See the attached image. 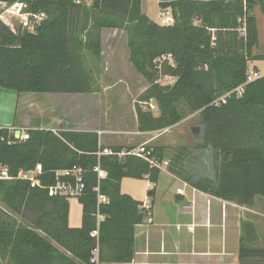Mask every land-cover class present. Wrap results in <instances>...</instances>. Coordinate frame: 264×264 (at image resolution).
I'll list each match as a JSON object with an SVG mask.
<instances>
[{"label":"trees","instance_id":"trees-1","mask_svg":"<svg viewBox=\"0 0 264 264\" xmlns=\"http://www.w3.org/2000/svg\"><path fill=\"white\" fill-rule=\"evenodd\" d=\"M0 2H23L27 11L46 15L33 33L0 22V88L17 95L90 94L101 74V32L121 30L129 63L148 85L134 107L138 131H163L198 113L202 132L195 150L212 151L214 181L192 180L184 164L192 153L187 148L174 150L172 173L240 206L251 208L257 197H264V76L247 82L248 64L264 59L252 53L258 35L249 12L256 5L264 9V0H158L161 9L172 11L173 24L164 26L142 13L141 0ZM167 56L171 60L159 61ZM160 76L176 80L161 85ZM240 86L241 95L212 105ZM26 133L29 138L22 141L0 128V167L12 178H0V264H91L95 248L99 264L131 263L135 227L146 214L139 202L121 193L120 183L128 177L155 185L159 170L136 157H98L102 147L95 132ZM151 148L160 161L164 150ZM37 166L39 185L16 179ZM74 166L83 169L85 185L78 198L82 223L77 229L68 227V200L47 192L56 183V172ZM97 166L106 174L102 179L94 171ZM256 244L253 225L241 223L238 264H264V244Z\"/></svg>","mask_w":264,"mask_h":264},{"label":"crops","instance_id":"crops-1","mask_svg":"<svg viewBox=\"0 0 264 264\" xmlns=\"http://www.w3.org/2000/svg\"><path fill=\"white\" fill-rule=\"evenodd\" d=\"M142 1V13L156 24L164 26V22L170 18V13L161 15L160 21L154 20L143 10ZM147 87L148 85L139 92L137 98ZM34 95L36 94L17 95L12 90L0 88V128L8 129L15 139H17V130L20 131V135L27 130L52 132L73 130L95 132L102 151L112 152L114 147L122 148L120 151L134 150L142 144L164 150L159 162H168V165L159 169L158 181L155 185L147 179L138 180L128 177L123 178L120 183L121 193L139 202L140 208L147 201L151 206L150 216H145L143 223L135 227L134 257L129 264H238L241 223L244 222L253 225L256 243L260 241L264 244V238L259 237V233L264 235V214H259L254 207L240 206L203 193L169 169L174 150L181 146L170 133L181 129L185 120L159 132H139L136 114L131 130L124 128L125 123L122 120L117 121L115 127L106 124L103 129L101 123H97L92 129L81 128L80 126L86 125L87 121L78 122V127H69L62 121L55 123L54 120L49 122L42 118L44 116L41 115V109L30 100ZM34 109L37 110L36 117L30 113ZM21 114L25 115L21 116ZM157 115L154 113V116ZM191 129L193 128H190V134ZM192 136L194 148L191 149L192 153L184 163L186 172L192 176V180L200 178L214 181L212 151L210 149L196 151L195 146L198 144L199 136ZM3 170L0 167V173ZM100 171L102 176L99 178L102 179L106 174ZM173 187L175 193L172 196ZM151 189L154 190L152 197L148 195ZM177 190H181V194L177 193ZM72 201L71 203L68 200V227L77 229L82 223V206L78 199ZM99 201L107 200L100 197ZM253 215L261 216L262 219ZM98 220H102V217H98ZM188 225L193 227L191 231L187 229ZM177 226L180 228L177 229Z\"/></svg>","mask_w":264,"mask_h":264},{"label":"rangeland","instance_id":"rangeland-1","mask_svg":"<svg viewBox=\"0 0 264 264\" xmlns=\"http://www.w3.org/2000/svg\"><path fill=\"white\" fill-rule=\"evenodd\" d=\"M84 4L90 5L91 1ZM142 7L150 18L157 21L161 20L160 16L165 11L170 13L169 15L172 17L171 9H161L157 0H143ZM249 16L255 19L258 35V44L252 53L264 58V9L256 5L249 12ZM164 24L170 25L167 22H164ZM242 33L243 30L241 31ZM101 41V74L93 92L87 95L36 94L32 96L30 100L41 109V115L44 116L42 118L49 122L54 120L55 123L62 121L63 124L69 127H78V122L87 121L86 125L80 126L86 129L94 128L97 123H101L102 129L106 124H111L115 127L117 121L122 120L125 123L124 128L132 129L135 117L134 103L137 101V95L147 86V83L129 63L126 35L123 31L103 30L101 32ZM248 67L249 72H256L259 77L264 76V59L251 61ZM175 80L176 78H160L157 82L161 85H172ZM151 104L155 108L154 102L151 101ZM30 113L34 117L37 116L36 109L30 111ZM153 113L158 114L156 108ZM22 115L24 116L25 114ZM183 120H185L183 127L174 132L172 131L170 134L181 145L177 149L187 147V149L191 150L194 148V143L190 128L196 129L194 135L200 137L202 126L198 113L188 114ZM174 193L175 187L172 188L171 195L173 196ZM72 200V198L69 199L71 203L73 202ZM253 207L259 214H264V197H257ZM253 216L262 219L261 216ZM259 237L262 239L264 235L259 233ZM262 245L263 243L259 241L256 247H261Z\"/></svg>","mask_w":264,"mask_h":264},{"label":"built area","instance_id":"built-area-1","mask_svg":"<svg viewBox=\"0 0 264 264\" xmlns=\"http://www.w3.org/2000/svg\"><path fill=\"white\" fill-rule=\"evenodd\" d=\"M93 0H83L82 3L79 2V0H74V3L76 4H84L89 3ZM163 15H168V12H163ZM46 18V15L42 12L35 13V12H29L27 11V5L23 2H17L12 5H5L0 2V22L13 29L15 26L21 27V30L26 31L28 33H33L35 28ZM167 23L170 25L173 23V18H167ZM164 60H171L170 56L163 57L159 61ZM160 78H173V77H162ZM259 78V75L256 72H248L247 75V82H250L254 79ZM174 83V82H173ZM243 91V86L238 87L236 90L229 92L219 98L218 100H215L212 105H219V104H225L228 97L231 96V94H237L238 96L241 95ZM149 108L153 111L155 108L151 104V101L148 104ZM101 134V132H99ZM29 136L25 132H22L19 139L22 141L28 140ZM102 155H115L119 159H123L125 157H136L139 158L145 162H147L150 166V168L155 169H161L162 166H167L168 162H159L155 156L153 155V149L149 147L147 144H142L137 149L134 150H122L117 153H112L108 151H98L97 156ZM40 167L37 166L34 171L29 172H19L16 176V179L19 180H25L30 183L31 187L39 185V182L37 180V176L40 174ZM94 171L98 174V177L102 176V172L100 171V168L97 166L94 168ZM84 171L79 166H74L71 169L62 170L56 172V183L52 186H49L47 189L48 195L50 197H62L67 200L69 199H78L82 196L85 185H84V179H83ZM1 179H12L9 177L5 170H3L0 173ZM59 178H64L65 180H59ZM177 193L181 194V190H177ZM141 209L144 211L146 216H150V202L147 201L142 204ZM180 226H177V229H179ZM192 226L188 225L187 229L189 231L192 230ZM91 236L94 238L98 237L97 231H93L91 233ZM91 264H99L98 261V248H95L91 253L90 258Z\"/></svg>","mask_w":264,"mask_h":264},{"label":"water","instance_id":"water-1","mask_svg":"<svg viewBox=\"0 0 264 264\" xmlns=\"http://www.w3.org/2000/svg\"><path fill=\"white\" fill-rule=\"evenodd\" d=\"M79 2L82 3L83 0H79ZM195 130H196V129H194V128L191 129V134H192V135H194ZM19 136H20V131L17 130V131H16V138L19 139Z\"/></svg>","mask_w":264,"mask_h":264}]
</instances>
